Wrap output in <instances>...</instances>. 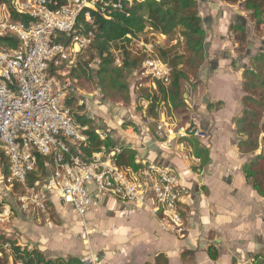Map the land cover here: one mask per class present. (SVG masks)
<instances>
[{"label": "built area", "instance_id": "obj_1", "mask_svg": "<svg viewBox=\"0 0 264 264\" xmlns=\"http://www.w3.org/2000/svg\"><path fill=\"white\" fill-rule=\"evenodd\" d=\"M131 1L66 0L58 4L56 0H0V37L16 40L15 46L0 44V156L7 166L5 174L0 165V258L6 257L9 264H23L15 260L13 245L6 239L10 237L6 225L15 208L38 223L48 221V211L55 203L83 217L97 205V194L145 208L164 232L179 238L186 234L182 205L189 188L178 168L137 156L136 168L120 165L119 155L126 148L134 150V145L117 139L98 120L91 131L109 144L85 155L84 149L90 146L89 129L67 105L74 91L62 77L70 73L77 55L95 38L94 14L111 19ZM14 14L26 18L17 19ZM61 34L68 36V41H62ZM147 35L164 40L167 47L184 48L180 33L170 40L152 32L126 34L118 47H110L113 65L121 67L125 54L135 63L128 72L133 94L129 109H138L139 120L134 122L136 127L125 129L126 134H149L159 149L186 161L198 160L190 152L192 141H203L207 134L190 100L184 99L185 121L173 116L169 98L160 90L170 84L172 67L158 53L159 42ZM77 104L85 105L84 99H78ZM152 110L157 116L149 114ZM39 156L47 158L45 172L29 182L28 176L39 170ZM15 245L32 248L19 241ZM80 260L95 264L90 255Z\"/></svg>", "mask_w": 264, "mask_h": 264}, {"label": "crops", "instance_id": "obj_2", "mask_svg": "<svg viewBox=\"0 0 264 264\" xmlns=\"http://www.w3.org/2000/svg\"><path fill=\"white\" fill-rule=\"evenodd\" d=\"M197 1L204 30L203 59L196 78L185 85L182 96L192 102L207 134L206 139L197 142V150L191 147L190 152L198 160L186 161L159 149L149 134L132 140L135 156L142 161L172 163L178 168L189 188L182 205L185 236L179 238L162 231L158 219L145 208L97 194V205L83 217L58 203L51 205L50 209H61L66 220H71L64 232L48 230L54 226L50 215L48 221L38 223L15 208L6 225L11 238L31 243L32 248L45 250L53 258L81 259L90 255L95 264H261L264 196L251 185L244 171L259 149L242 152L238 146L241 136L236 130V121L245 108L243 71L249 66L256 44L248 42V49L239 52L229 27L237 22L248 26L247 33L256 34L248 12L240 4ZM263 46L264 42L259 49ZM172 114L183 121L186 109L182 113L173 109ZM115 136L128 139L120 132ZM149 142L154 144L152 148ZM73 225L81 227L80 240L71 236L76 230Z\"/></svg>", "mask_w": 264, "mask_h": 264}, {"label": "trees", "instance_id": "obj_3", "mask_svg": "<svg viewBox=\"0 0 264 264\" xmlns=\"http://www.w3.org/2000/svg\"><path fill=\"white\" fill-rule=\"evenodd\" d=\"M58 4L64 3L66 0H56ZM197 0H132L123 4V9L112 14L111 19H105L94 14L97 32L95 38L83 51L87 50L92 54L93 51L97 53L101 60V65L98 70V76L103 79L104 75L111 74L115 79L124 80L127 77L130 68L135 64L134 61L128 59V54H125L123 65L117 67L113 65V58L110 54V47H118L119 41L125 37L126 34L137 35L146 34L149 32L155 34H163L168 39H172L176 33H180L184 37V48L180 49L178 46L161 47L159 49L160 56L167 61L172 67L171 81L166 90L160 88L162 94L169 98L170 104L177 112H183L184 99L182 92H180L179 80L184 75L183 70L178 69L181 61H178L180 55H186L190 63H195L203 59V42L204 30L201 26V19L196 8ZM230 4H240V6L248 12L251 20H255L257 25H264V0H223ZM14 18L25 19V16L14 14ZM229 35L237 42L241 43L246 38V30L243 24L234 23L229 27ZM62 41H68V36L59 35ZM0 44L15 46L16 40L12 36L0 37ZM180 50L181 54L178 55ZM80 54V53H79ZM79 64V62H77ZM73 69V68H72ZM71 69V71H73ZM71 73V72H70ZM248 77L243 84L244 96L243 100L246 103V108L240 118L236 121L237 133L241 136L238 140L239 149L242 152H252L258 148V108L264 107V93H259V98L256 100L253 96L255 91V82L258 81L257 75L254 71H247ZM91 69L82 70L80 76H76L80 80H89L91 78ZM68 77V75L66 76ZM70 77V76H69ZM260 85L263 82L260 81ZM123 87L127 88L128 99L130 98L129 85L123 83ZM68 102V101H67ZM254 106V108H251ZM91 146L85 148L87 152L97 150L101 144H109L108 141H101L91 131L87 130ZM245 137V138H242ZM261 152L256 154L254 158L262 156L264 153V146ZM197 154V152L195 153ZM198 154H200L198 152ZM135 151L126 148L118 157V163L124 166L136 168L134 162ZM46 157L39 156V171L43 175L45 169L43 167ZM251 159L244 166V171L247 180L259 192L260 188L264 187V174L259 168L252 170L254 160ZM0 165L3 166L4 173H7L6 159L0 156ZM254 176L262 177L258 183H253L250 178ZM40 176L32 173L28 176V181ZM15 250V260L21 261L23 264H83L78 258L65 259L56 257L52 259L49 256H44L37 248L20 249L15 245V239L7 237ZM7 259V258H6ZM6 259L0 258V264H9Z\"/></svg>", "mask_w": 264, "mask_h": 264}, {"label": "rangeland", "instance_id": "obj_4", "mask_svg": "<svg viewBox=\"0 0 264 264\" xmlns=\"http://www.w3.org/2000/svg\"><path fill=\"white\" fill-rule=\"evenodd\" d=\"M196 3V8L200 5L198 1ZM244 10V9H243ZM198 11V9H197ZM245 11V10H244ZM248 19L251 22V26H253V29L255 31L256 36H254L251 32H248V26L245 27L246 30V38L241 42L238 43V51L241 53H244L248 49V42H253L256 44V48L252 52V55L250 57L249 66L243 71V84L246 81V78L248 77L247 71H254L257 75L258 81L255 82V91L253 93L254 98L257 100L259 98V93L263 91L264 93V51H261L259 48L261 47L262 42H264V25H257L255 23V20H251L247 14ZM237 23V22H234ZM233 23V24H234ZM243 23V22H242ZM148 34V33H146ZM147 38H154L159 42L158 47V53L160 47H167V44L162 39H157L154 36L147 35ZM237 41V40H235ZM251 44V43H250ZM179 47V46H178ZM178 51V55L181 54L180 50ZM160 54V53H159ZM188 54L180 55V58L178 61H181L182 63L178 65L179 70H183L184 75L179 80V86H180V92L185 91V85L192 80L196 78L197 71L199 69V66L202 62V60L197 61L195 63H190V61L187 59ZM79 62V64L77 63ZM101 60L98 58L97 53L95 51L89 53L87 50L80 52V54L76 57V65L70 70L71 73L68 74V77H62V80H66L69 85H72L76 90H80L71 92L70 97L67 99V105L69 107L70 112L73 114V116L76 117L77 121L80 122L82 125H86L89 130H93L94 125L96 124V120L98 122L102 123V127H108L112 130V132L115 134V132L123 133L124 138H128V142H132L136 137V135H129L126 134L125 129H127L129 126H135V120H139V114L138 109L136 112H133L131 110L130 113V101L133 97V94L130 93V98L128 99V92L127 88L123 87V83L129 85L128 82V75L124 80H118L115 79L111 74L104 75L103 79H101L98 76V70L101 65ZM88 68L91 69V78L87 81L80 80L76 76H80L82 74V70H86L88 72ZM70 76V77H69ZM260 81L263 82V85H260ZM130 90V87H129ZM131 91V90H130ZM244 91V89H243ZM245 94V92H244ZM88 95V96H86ZM83 98L85 105L79 106L77 104V100ZM115 106V109L114 107ZM245 103V108H246ZM112 107V108H111ZM251 108H254V106H251ZM185 107L183 106V111ZM85 111V113H81V111ZM258 110L259 117H258V124H259V134H258V152H261L262 146H264V107L256 109ZM134 113L136 114L134 117ZM86 114H90L91 117H86ZM126 114L127 117H126ZM131 114V115H130ZM152 116H157V112L155 110H152L150 113ZM83 116V117H82ZM125 116V117H124ZM134 117V118H133ZM186 118V116H183ZM80 118V119H79ZM182 117H178V119H181ZM184 119L183 121H185ZM181 121V120H180ZM181 121V123L183 122ZM120 123V124H119ZM135 132H138V129H135ZM197 142L193 139L192 146L195 147V150H197ZM91 146V144H89ZM89 146V147H90ZM94 151V150H92ZM91 151V152H92ZM91 152H87L86 149H84L85 155H90ZM264 152V151H263ZM253 159V158H251ZM250 159V160H251ZM255 163H253L252 170H255L256 168H259L261 172L264 174V153H262V156H259L258 158L253 159ZM36 175L40 176V171L36 172ZM42 176V175H41ZM262 177L254 176L250 178V181H253V183H258L261 180ZM263 179V178H262ZM264 180V179H263ZM260 194L264 196V187L260 188ZM57 204V203H55ZM57 206H59L57 204ZM58 208V207H57ZM50 215V220L54 224L53 228H50L48 230L53 231V233H58L61 231L67 230L66 223L71 222V220H66L67 218L64 216V213L61 209H56L55 207H52L48 211V216ZM73 221V220H72ZM76 222V220L74 219ZM72 226V225H71ZM76 227V230L73 231V234L71 235L74 238L80 240V234H81V227L80 225H73ZM54 229V230H53ZM83 229V228H82ZM13 238V237H12ZM15 239V238H14ZM15 242L17 240L15 239ZM24 244L25 242H21ZM30 245L34 247L31 243ZM27 249V247H25ZM44 256H48L45 250H39ZM52 259H55V257H51ZM6 259V257H5ZM6 262L8 260L6 259Z\"/></svg>", "mask_w": 264, "mask_h": 264}, {"label": "water", "instance_id": "obj_5", "mask_svg": "<svg viewBox=\"0 0 264 264\" xmlns=\"http://www.w3.org/2000/svg\"><path fill=\"white\" fill-rule=\"evenodd\" d=\"M215 7H218V6L216 5ZM239 13H240V11H238V14H239ZM206 47H207V45L204 44V48H206ZM261 50L264 51V46L261 48ZM243 56H244V54H241V55H240V58H242ZM70 87H71L73 90L79 92V90H76V88H74L72 85H70ZM86 96H88V95H86ZM148 145H149L151 148L154 146V144H153L152 142H149ZM157 163L160 164L161 162H157Z\"/></svg>", "mask_w": 264, "mask_h": 264}]
</instances>
